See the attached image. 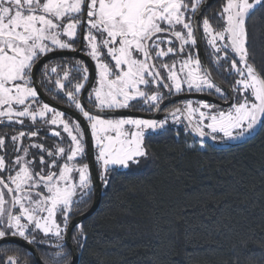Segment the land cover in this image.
I'll return each mask as SVG.
<instances>
[{
	"label": "snow or ice",
	"instance_id": "snow-or-ice-1",
	"mask_svg": "<svg viewBox=\"0 0 264 264\" xmlns=\"http://www.w3.org/2000/svg\"><path fill=\"white\" fill-rule=\"evenodd\" d=\"M205 3L0 0V124L22 126L10 137L16 153L10 159L0 136V249L15 237L54 249L46 252L44 264H75L66 237L71 235L78 247L86 240L82 226H73L78 231L70 234L69 225L74 206L87 203L96 191L89 165L82 162L85 131L79 120L40 99L38 87L45 83H54V94L63 93L87 121L105 188L117 169L148 166L146 133L166 135L172 130L169 121L183 123L200 137L201 148L206 137L239 141L264 131V69L250 61L248 45L249 22L257 13L264 15V0H224L216 17L219 27L204 16ZM201 39L211 64L234 80L231 93L216 84L202 62ZM77 45L94 62L91 80L87 64L74 57L62 72L60 65L45 63L43 80L35 79L34 69L44 57L50 62V53L77 51ZM84 92L95 112L81 101ZM184 93L214 95L227 107L186 100L162 119L107 115L137 104L140 111L159 113L166 99ZM39 124L59 138L53 147L33 141L40 135ZM62 133L70 141L67 146ZM0 264H20V259L6 255Z\"/></svg>",
	"mask_w": 264,
	"mask_h": 264
},
{
	"label": "trees",
	"instance_id": "trees-1",
	"mask_svg": "<svg viewBox=\"0 0 264 264\" xmlns=\"http://www.w3.org/2000/svg\"><path fill=\"white\" fill-rule=\"evenodd\" d=\"M248 45L264 69V15L249 22ZM171 129L146 135L148 166L116 170L107 188L101 182L99 208L79 225L83 247L71 238L78 264H264V131L199 149L191 131ZM90 205L91 197L71 217ZM6 255L35 264L13 245L0 250Z\"/></svg>",
	"mask_w": 264,
	"mask_h": 264
},
{
	"label": "flooded vegetation",
	"instance_id": "flooded-vegetation-1",
	"mask_svg": "<svg viewBox=\"0 0 264 264\" xmlns=\"http://www.w3.org/2000/svg\"><path fill=\"white\" fill-rule=\"evenodd\" d=\"M223 3H224V0L214 1L213 3L209 4L203 11L204 16H207V18L210 20V22L213 23V25L215 27H219V25L216 22V17H217L218 12L221 10ZM200 19L202 21L203 16H201ZM202 35L203 34H202V31H201V36ZM200 44H201V50H202V53H203L204 60H205L206 64L209 66V68L211 69V72L214 75V76L212 75L213 78L217 82H218V80L216 78L220 79L221 81H223L225 83V84H221V83L220 84L223 85L225 88L231 90V88L228 85L229 78H227V72L224 71L223 69L218 70L211 64V61H210L209 55H208V50H206V45H205V43H204V41L202 39L200 40ZM79 47L80 46L77 45V51H63V52L50 53V54H57L59 56H57L56 58H52L50 62H49V60H47L45 63L48 64V67H52V66H55V65H60V69H58V71L62 72L63 70H65L67 65H71V64L75 63L74 59H70V58L74 57L76 59L83 60L87 64V66L89 68V71H90V76H91V71L94 72V67H95L94 62L91 61L89 57H87L83 53L79 52ZM42 66L37 71V74H36L37 81L43 80V69H42ZM77 76H78V73H75V72L71 73V77L72 78H76ZM53 80H54V78H53ZM65 83H67V82H65ZM39 88L41 89V91L44 94V96L47 99H49L52 103H54L55 105L61 106V107L66 108V109H68L70 111H73V112H76V113L80 114L73 106L69 105V103L67 102V97L64 96L63 93H60L58 95L54 94L55 93V85H54V83H45L44 85L39 86ZM47 89H52L53 92H49V91H47ZM186 94H188V93H184V94H181V95H186ZM204 94L209 95L207 93H204ZM177 96H180V95H177ZM209 96L214 97L217 100L223 102L222 100L218 99L216 96H213V95H209ZM172 97H175V96H172ZM83 101H84V104L88 108L93 109V106L91 104H89L88 101H87V93L85 94V96L83 98ZM182 101H184V100H182ZM182 101L169 103V100L166 99L164 104L162 105V108H164L165 110L161 111L159 113H156L155 114V116L157 117L156 119H162L167 114L168 111L172 110L174 107H179L180 104L182 103ZM140 107H141V105L137 104L135 108L121 109V110H116V111H118V112L139 113V114L149 115V116L154 114V112L150 113V112L140 111L139 110ZM116 118H133V117H116ZM25 124L26 125H30V122L29 121H25ZM0 125L4 127L2 129H0V136L5 137V149H4V151L8 155V151H9L8 146H10L9 144H12L10 139H9V136L10 135H14L15 134V130L21 129L22 126L21 125H4V124H0ZM37 127H39L40 135L38 137H34L33 141L37 142V143L44 144L46 147H50L51 145L49 144V141H48V139H49L48 137H50V135L48 133L49 132V127H43V126H40V125H37ZM24 130L27 131L28 128H25ZM43 130H45V131H43ZM54 141H57V140H54ZM24 143L25 144L28 143V139L27 138H25ZM204 144H206V143L204 142ZM33 150H35V149L34 148L31 149V151H33ZM8 158H9V155H8ZM85 159H86V155H85ZM95 166H96V164H95ZM96 170H97V166H96ZM97 173H98V171H97ZM99 176H100V174H99ZM92 199H93V195L91 196V203H92ZM76 216H78V215H76ZM76 216L71 217L70 221L73 218H75ZM31 245L35 248V250L37 251V253L39 255L40 260L44 264V259L42 258L43 254H44V246L43 245H37V244H31ZM9 247H10V245H9ZM68 251H69V249H68ZM26 252H27V254H30L28 251H26ZM33 260H34V258H33Z\"/></svg>",
	"mask_w": 264,
	"mask_h": 264
},
{
	"label": "water",
	"instance_id": "water-1",
	"mask_svg": "<svg viewBox=\"0 0 264 264\" xmlns=\"http://www.w3.org/2000/svg\"><path fill=\"white\" fill-rule=\"evenodd\" d=\"M214 1H217V0H206V3L202 5V10L204 11V9L209 4L213 3ZM198 48H199V54H200V56L202 58V62L203 63H206L205 60H204V57H203L202 50H201L200 41L198 43ZM49 56L52 57V58H56L59 55H57V54H50ZM47 60H49V57L48 56L47 57H44V59L40 62V64L37 66V68L34 69L35 79H36V74H37L38 69ZM91 73H93V72L91 71ZM90 80H91V76H90ZM215 82H216V84H218L225 91L226 94L227 93H231V90L225 88L223 85H221L220 83H218L216 80H215ZM87 87L88 86H86V88ZM38 92L40 93V99L43 102L48 103L51 107H54L57 110L66 113L72 119L79 120L80 123H81L82 129L85 131L86 163L89 165V171H90V174L93 177V187H94V189L96 191L93 194V199H92V203H91L90 207L84 213L76 216L75 218H73L69 222V225H70V234H72L73 230L75 229V227H73V226L80 225V223H82L83 221L91 218L95 214V212L99 208V205H100V202H101V197H102V184H101V181H100V178H99V174L97 173L96 166H95V161H94V147H93V143H92L91 132H90V128H89L87 122L85 121V119L80 114H78L76 112H73V111H70V110H68L66 108H63L61 106L55 105L54 103H52L49 99H47L44 96V94L42 93V91H41V89L39 87H38ZM85 94H86V92L82 93V95L80 97V99H81V101L83 103H84L83 98H84ZM188 99H196V100H200L202 102H206V103H209V104H216V105H221L223 107H227V105L224 104L223 102L217 100L214 97H211L209 95H206V94H186V95L175 96V97H172L169 100V103L179 102V101L188 100ZM84 106H85L86 110H89V111H92V112H95L96 111L94 109L88 108L85 104H84ZM155 114L156 113H154L153 115H150L149 116V115H143V114H139V113L118 112V111H115V112H112V113H108L107 115L110 118H116V117L157 118L155 116ZM194 136L198 140H201V138L198 137V136H196L195 134H194ZM204 142L206 144H208V145H215V142H213L212 140H210L208 137L204 138ZM9 240H10V245H13V246H16V247H19V248H22V249L28 251L32 255V257L34 258L35 264H37V262H39V264H43V262L39 258V255H38L37 251L35 250V248L31 244H28L26 241H24L22 239H19V238H15V237H10ZM65 242H66L67 248L69 249L70 253L74 252L75 264H78L79 256H78V252H77L76 247L73 246L72 243H71V235H69V236L66 237V241ZM71 259H72V257H71Z\"/></svg>",
	"mask_w": 264,
	"mask_h": 264
},
{
	"label": "rangeland",
	"instance_id": "rangeland-1",
	"mask_svg": "<svg viewBox=\"0 0 264 264\" xmlns=\"http://www.w3.org/2000/svg\"><path fill=\"white\" fill-rule=\"evenodd\" d=\"M201 31H202V29H201ZM202 34H203V33H202ZM233 82H234V80L229 78L228 83L230 84V86H232V83H233ZM192 94H199V93H192ZM213 96H214V95H213ZM188 100H191V101L193 102L194 105H195L196 103H198V102H202V101H200V100H196V99H188ZM87 101H88V100H87ZM184 101H186V100H184ZM184 101H182V103H183ZM182 103L180 104V106H182ZM93 109H95V108L93 107ZM95 110H96V109H95ZM77 111H78V110H77ZM85 121H86V120H85ZM206 123H207V121H206ZM39 125H40V126H43V127H48V126H45V125H42V124H39ZM169 125H170L171 128H174V129H178V128H183V129H185L183 123L178 124V125H173V124H171V121H169ZM0 126H1V125H0ZM88 126H89V125H88ZM2 128H4V127L1 126L0 129H2ZM89 128H90V127H89ZM43 131H45V130H43ZM48 133H49V135H50V132H48ZM151 134H152V133H151ZM254 134H255V133H253L252 136H253ZM62 135L65 137L63 143H64L65 146H67V144L70 143L69 139L67 138V134H66V133H62ZM146 135H148V133H146ZM11 136H12V135L9 136V139H10ZM252 136H251V137H252ZM50 137H51V138H50ZM50 137H48V138H49V139H48L49 144L51 145L49 148L53 147V146L55 145V143L59 140V138L57 139V137H52L51 135H50ZM91 138H92V137H91ZM248 138H250V137H245L243 140H239V141H228V140H224V141L216 140V141H213L211 138H209V139L212 140L213 142H215V146H217V147H227V146H231V145H234V144L241 143V142L247 140ZM54 140H57V141H54ZM10 141H11V140H10ZM9 143H10V142H9ZM92 143H93V147H94V161H95V164H96V166H97V171H98V173L100 174V167H99V165H98V163H97V161H96L97 150H96V147H95V144H94V141H93V140H92ZM9 145H10V146H8V149H9V151H8V155H9V158H11V157L15 156L16 153L13 152L12 144H9ZM197 147H198L199 149H203V148H204V147H203V148L200 147V140H199V141L197 140ZM36 151H38V150L35 149V150H33L32 152H36ZM37 161H38V157H37ZM82 162H83V163H86V159H85V157L83 158V161H82ZM117 170H125V169H117ZM99 177H100V176H99ZM81 204H82V203L78 204V206L81 205ZM78 206H77V205L74 206L73 210L76 209V208H78ZM40 235H41V234H38V238H39ZM43 246H44V258H45L46 252L54 251V249L48 248V247H46L45 245H43ZM8 251H9V250H8ZM29 255H30V254H29Z\"/></svg>",
	"mask_w": 264,
	"mask_h": 264
}]
</instances>
